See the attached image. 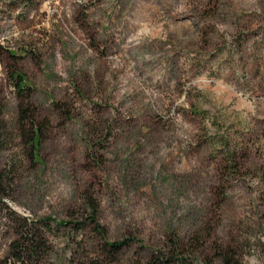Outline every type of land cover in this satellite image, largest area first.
Segmentation results:
<instances>
[{"label": "rangeland", "instance_id": "obj_1", "mask_svg": "<svg viewBox=\"0 0 264 264\" xmlns=\"http://www.w3.org/2000/svg\"><path fill=\"white\" fill-rule=\"evenodd\" d=\"M0 124V264H264V0H0Z\"/></svg>", "mask_w": 264, "mask_h": 264}, {"label": "trees", "instance_id": "obj_2", "mask_svg": "<svg viewBox=\"0 0 264 264\" xmlns=\"http://www.w3.org/2000/svg\"><path fill=\"white\" fill-rule=\"evenodd\" d=\"M17 78L21 81H17V86L19 89H23L25 85H23V78L21 79L20 76H17ZM19 114L21 115L22 120L29 119V123L32 129H30L29 134H26V140L28 141V148H29V158L32 160L33 163H36L35 160L39 158L38 151L40 146V138H41V129L39 126L35 125L33 117H29L27 115V111L25 109H20ZM6 141V131L4 129V126L0 124V149L2 148L3 144ZM10 173V172H9ZM8 174L6 172H0V190H3V186L5 183V180L7 178ZM92 216L95 215V210L92 209L91 211ZM99 229V226H97ZM97 229V230H98ZM99 231V230H98ZM34 235H30V232L22 233L20 236V241H17L14 254L15 261H20L25 255H34L37 252V248L35 245H33ZM130 241H132L130 238H126L121 241H115V242H106V244L110 247L111 251H118L121 248L125 247ZM20 250V251H19ZM176 250H174L173 254ZM183 259L175 257L173 255L169 256H163L160 253H152L146 260H139L133 264H183ZM223 263L224 264H237V262H233L228 258L226 255L223 256Z\"/></svg>", "mask_w": 264, "mask_h": 264}]
</instances>
